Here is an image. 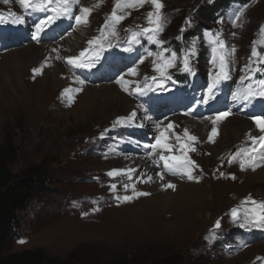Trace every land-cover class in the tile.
I'll return each mask as SVG.
<instances>
[{
  "label": "rangeland",
  "instance_id": "obj_1",
  "mask_svg": "<svg viewBox=\"0 0 264 264\" xmlns=\"http://www.w3.org/2000/svg\"><path fill=\"white\" fill-rule=\"evenodd\" d=\"M92 2L88 4L92 9L88 23L75 24L74 15L78 14L79 7L84 6L70 4L69 14L48 27L37 41L32 38L35 24L49 14H57L53 11L57 9L55 0L51 3L44 0L41 9L34 5L25 8L19 0H9L7 4L0 0V150L10 144L17 152L10 170L18 178L26 170L39 168L42 178L52 184L50 192L41 198H34L28 210L21 215L22 229L8 254L41 248L49 256L60 259L78 250V257L82 260L100 264L124 259H129L132 264H264V260L256 259L264 258V240L254 243L243 241L239 234H244L240 232L243 228L230 216L233 208L243 215L246 208L255 207L243 203L248 197L264 202V183H251L248 174L252 173L253 165L245 160L246 168L242 171L239 165L243 157H238L231 164L228 162L238 149L251 147L248 135L240 143L233 127L229 128L231 119L237 117L249 121L254 125L257 136L262 134L250 117L255 116L257 110L264 115V97L257 96L262 103L257 99L247 103L234 100L233 93L247 89L249 83L256 91L260 87L258 80L264 79V56H261L260 62L250 59L254 46L264 53L261 44L264 41L261 32L264 28V0H162L163 31L153 35L152 40L163 41L166 52L154 43L149 44L148 36L143 33V28L149 27L147 13L154 10L150 3L143 6L136 4L127 9L122 7L118 14L126 18L113 25L109 16L115 0ZM11 12L24 16L25 23L5 25L8 20L14 19L9 15ZM236 15L239 19L235 18ZM106 20L108 25L101 31ZM182 28L187 30V35L185 31L181 32ZM113 30L116 36L111 35ZM209 30L211 36L206 37ZM15 33L19 35L12 38ZM217 33L226 48L220 49L218 43L210 42ZM76 35L83 36L87 41L100 38L99 44L104 51L94 68L69 65L62 51L63 46H57ZM197 37L195 55L190 57L195 74H190L196 78L197 84L201 75L204 83L197 89L196 95L191 98L180 94L172 80L165 81L164 90L157 89L147 95L136 94L138 86L143 88L145 76L159 77V73L153 71L152 62L154 59L163 62L159 59L161 52L169 58L173 51L177 53L176 67L168 69L172 76L182 67L179 66L182 65V58L193 38ZM43 44L54 45L58 63L75 78L74 83L72 81L66 87H82L81 92L61 97L64 88L55 85L59 81L57 77L48 76L47 66L42 74L33 79L32 69L38 63H33L32 59L26 62L27 67L32 68L30 78L23 82L18 73L15 52ZM130 45L133 50L125 52L123 49ZM183 45L185 51L180 49ZM233 47L234 53L231 52ZM213 48H216L215 53ZM97 50V46L93 45L81 62L94 56ZM148 51H153L154 55L147 56ZM199 54H202L201 61L199 57L195 60ZM213 55L217 57L215 64L212 63ZM221 55L227 58L228 67L225 70L229 71L231 78L218 84L215 99L208 104L201 103L207 95L208 86L217 79ZM3 57L6 59L3 60ZM141 58L143 63L139 62ZM132 67L137 68L135 76L129 74ZM121 76L124 77V87L133 94L116 83ZM242 76L244 80H241ZM77 77L84 79L85 83L80 85L76 82ZM147 83L155 87L151 79ZM110 84L134 103L132 110L137 112L135 123L114 126L118 117H127L130 112L123 106L119 107L118 116L113 114V109L106 112L94 100L93 96L97 93L88 91ZM160 94L168 100L158 101L155 95ZM175 95L182 100L177 101ZM141 104L143 108L138 107ZM221 111H229L230 117L223 119L221 124L213 125L212 120ZM168 118L173 119L165 122ZM177 119L183 122L178 123ZM169 122L179 126L175 132L181 134V143L186 142L196 149L188 155L198 165L193 169L197 179L189 181L186 177L169 175L176 185L175 190L162 187L160 191L176 195L179 184L194 183L202 185L199 187L202 192L198 191L200 197L195 198L187 189L183 193L187 198L181 195L182 200L178 203H171L172 206L166 209L154 206L151 212L153 191L150 189L153 183L162 185L168 181L156 177L150 166L146 169L153 176L151 182H136V176L144 169L145 159H159V147L150 158L146 154L151 151L148 146L161 132L170 137L169 143L179 148L174 133L166 131ZM139 124L143 127L137 126ZM187 124L199 126L189 129ZM213 127L217 129L214 142L208 140ZM149 129H153L151 134ZM184 129H188L198 140L187 141L183 137ZM176 152H179L178 149ZM259 159L257 162L260 164ZM160 164L162 170V162ZM128 168L137 169L132 180L125 175L115 178L107 175L112 169ZM221 173L224 175L221 176ZM232 174L235 179L231 178ZM134 182L137 191L150 195L126 202L114 198L116 195H132L131 187L125 191L123 184ZM113 183L117 184L115 192L110 191ZM108 216L113 217L107 219ZM217 220H220L219 229L214 228ZM260 235L264 237V234Z\"/></svg>",
  "mask_w": 264,
  "mask_h": 264
},
{
  "label": "snow or ice",
  "instance_id": "obj_2",
  "mask_svg": "<svg viewBox=\"0 0 264 264\" xmlns=\"http://www.w3.org/2000/svg\"><path fill=\"white\" fill-rule=\"evenodd\" d=\"M52 0H48V3H51ZM80 0H55V3L57 4V9H54L57 14L54 15H47L46 18L40 19L38 23L35 24V32L33 34V39L39 40L40 35L44 32L47 31L48 27L51 25L55 24L57 20L61 19L64 15L69 14L70 10L68 5L70 4H79ZM4 3L7 4L9 3V0H4ZM19 3L27 8L29 5H34L38 9H41L43 7L44 0H19ZM145 3H150L153 7V11H149L147 13V24L149 27H144L143 28V33L148 36V42L149 44H156L158 47L163 49V41L156 39L152 40V36L155 35L156 33H160L163 31V21L164 17L161 14V10L163 9L164 5L162 3V0H115V4L113 7L112 12L110 13L109 20L113 23V25H118L120 24L126 17L124 15L118 14V10L121 9L122 7L127 9L134 7L136 4H139L140 6H143ZM92 9L90 7H79L78 9V14L74 15V22L76 25L80 24H86L88 23V17L91 14ZM14 19L13 23L16 24H24L25 23V17L22 15H17L15 12L9 13ZM236 19H239V16L236 15ZM222 22V21H221ZM186 23L190 24V21H186ZM108 25V20L105 21V24L101 26V31L104 30L105 27ZM185 31L184 28L181 29V32ZM262 34H264V28L261 29ZM112 36H116L117 33L115 30L111 33ZM219 33L216 34L215 37L211 39V43L216 44L218 43L220 49H224L227 47V45L224 43L223 40L219 39ZM211 36V31L209 30L208 33H206V37ZM99 39L100 38H93L87 41V44L89 47H85L82 49L79 53L78 56H68L66 57V62L69 65L75 66V67H80V68H85V69H91L96 66V64L100 60L101 53L104 51V48L102 45L99 44ZM199 37L193 38L191 46L189 49L186 50V54L182 58V67L179 69L181 72H188L191 74L194 73V69L191 67V62H190V57L195 55V49H196V43ZM262 46H264V41L261 42ZM96 45L97 46V52L94 56L89 57L87 60H84V62H81L84 57H86L90 51V48ZM255 45V42H254ZM111 47V44L109 45ZM125 52H130L132 51L131 45L129 47H126L123 49ZM53 51H56V49H53ZM167 49H163V52H166ZM163 52L160 53L159 59L162 60L163 62H158L157 60H153V71L159 73V77L157 76H152L148 77L145 76V84L143 88L137 87L135 89L136 94L138 95H147L149 92L156 91L157 89L159 90H164L165 89V81L166 80H171L172 76L168 72V69L170 68H175L176 67V60H177V53L173 51L169 57H164ZM216 52V48H213V53ZM231 52H235V48L233 47L231 49ZM147 56H153L154 53L153 51H148L146 53ZM261 56H264V53H261L255 46L252 49L251 53V58H255L257 62H260ZM216 55H213L212 57V63H216ZM140 63H143V58L140 59ZM219 63H220V68H219V74L217 76V79L208 86L207 88V95H205L201 103L208 104L210 100L215 99L216 93L215 90L218 86L223 81L229 80L230 74L229 71H226L225 69L228 67V62L227 58L224 55L219 56ZM46 65L45 63L40 64L38 67H35L32 69L33 73V79H35L36 75L42 74L43 73V68ZM247 68L248 65H245ZM249 71L251 69L249 68ZM129 74L130 75H137V68L132 67L129 69ZM151 79L153 84H155V87L152 85L148 84L147 81ZM245 77H241V80H244ZM76 82H78L80 85H83L85 83L84 79H80L79 77L76 78ZM124 77L121 76L118 80H116L117 84H120L122 89L126 92H129V94H133L132 92L129 91L128 88L124 87ZM259 84V89L256 91H253V86L251 83H249L247 89L238 92V93H233V99L234 100H241L247 103H251L252 99L255 97H264V79H260L257 82ZM83 89L82 87H76V88H71V87H66L63 89L61 93V97H64L66 94L70 93H79ZM69 99L71 100L72 97L69 96ZM139 108H143V105H139ZM190 114V113H186ZM231 115L229 111H221L218 112L215 116V119L212 120V124L215 125L217 122L222 121L226 117ZM137 116V112L133 110L127 117H118L116 121L114 122L115 125H120V126H128L129 123H135ZM256 127L259 129V132L262 133V135L256 136L252 135L251 133H248V138L251 141V147L250 149H238L234 154H232L231 158L229 159V164H231L234 160H236L238 157H243L240 161V169L243 171L246 168L245 160H248L250 164L253 165V170H255V166H258V162L256 160V154L258 152L261 153L260 155V160L264 161V115H255L250 117ZM150 119V118H148ZM139 127H143V124L137 125ZM157 127L159 125L157 124ZM178 125H174L172 122H169L166 125V131H171L175 135V141L177 145L179 146L178 151L179 154L174 153V146L169 143L170 137L165 136L164 132H161L159 135L155 136L154 140L155 142L148 146L151 151L148 152L146 155L150 158L152 155H154L157 151V148L159 147L160 154H159V159L158 160H153L152 164L155 165L158 169L161 168L160 162H162V170H159L155 173L156 177H158L161 181L165 180V173L170 175V176H181V178L186 177L189 181L196 180L197 178L193 175V169L195 167H198L196 165V162L192 160L188 153L194 152L196 149L195 147H190L188 143L184 142L181 143V134L178 132H175V128H178ZM217 134V129L216 127H213L211 129V132L208 136L209 141H213V137ZM183 137L187 138V141H197L198 137L195 135H191L189 133L188 129H184L183 131ZM214 142V141H213ZM168 153L167 155L164 153ZM137 172V169L134 168H128V169H112L108 171L107 175L110 178H115L118 175H125L127 176L128 180H132L133 175ZM221 176L224 174L221 173ZM232 179H235V175H231ZM153 180V176L149 175L146 170H140L139 176H136V182H141V183H148ZM131 187L132 189V195H124V196H119L116 195L114 198L117 201H131L133 198L140 197V196H147L150 195L148 192H143V191H137L136 190V183L128 184L125 183L123 184V188L125 191H127ZM162 187L164 189H172L175 190L176 185L172 183L171 181H168L167 183L162 184ZM117 189V184L113 183L110 185V191L115 192ZM244 204L246 205H254L255 207L251 208H246L245 211L243 212V215H241L238 211V209L233 208L230 211V216L233 222H236L239 224V227L241 228H248V229H264V202H259L254 200L251 197H248L243 201ZM99 210V209H95ZM220 220H217L215 223L214 228L219 229L220 228ZM257 260H264L262 257H257Z\"/></svg>",
  "mask_w": 264,
  "mask_h": 264
},
{
  "label": "bare ground",
  "instance_id": "obj_3",
  "mask_svg": "<svg viewBox=\"0 0 264 264\" xmlns=\"http://www.w3.org/2000/svg\"><path fill=\"white\" fill-rule=\"evenodd\" d=\"M90 3H93L92 0H80V2H79V4H82V6H84V7L85 6L88 7V4H90ZM60 45L63 46L62 51L65 53V57L79 55V53L82 49H84L85 47H88L87 40H85L83 36H78V35H76L74 37L72 36L71 38L65 40L63 43H59L57 46H60ZM53 47H54V45H52V44H43L40 47H38V46L34 47L33 45H31L27 49H24L20 52H15L14 57H16V59L18 61V73H19L21 79L23 80V82H25L26 79L28 80V78H30L28 76L30 74V69H32V68H28L26 65V62L30 61V59H32L33 63L34 62L38 63V65L36 67H38L42 63H45V61H46L45 67L47 66L49 68V72H50L48 76H51V78H53V76H55L59 80L57 84L54 83L55 85L65 88L67 86V84H71L72 81L74 83L75 78L72 75H68L63 70L61 65L58 63L57 57H56V52L52 51ZM2 59L5 60L6 57H3ZM45 84H47V83H45ZM88 91L97 93L96 96H93L94 100L96 101V103H100L99 106L100 107L102 106L101 109L106 110V112H109L110 111L109 109H113V114L118 116L119 115L118 109H119V107H122V106L127 110V112L131 113L133 111L132 107L134 106V103L130 99L126 98L123 95V93H119L120 91L118 92L117 89L115 91L113 85H111V84L101 86L100 89L90 88V89H88ZM176 116H178V115H176ZM209 117H207V118H209ZM228 117H230V116H228ZM173 118H175V116ZM173 118H168L165 120V122L167 120H170ZM207 118H202V119H207ZM194 119L200 120L197 118H194ZM231 120H232L233 124L230 121L229 128H231V126L233 127V129H234L233 133L235 134L237 139L239 138L241 140L240 143H242L244 141V139L246 138V135L248 133H251L252 135L257 136V133L255 132L256 130L254 128V125L251 122L241 120L237 117H234V119H231ZM177 122L182 123L183 121L181 119H177ZM217 123L221 124V121H219ZM196 126H199V125L193 124L191 126L190 124H187V127L189 129H192L193 127H196ZM148 132L151 134L153 132V129L152 130L149 129ZM259 135H262V134H259ZM173 146L175 148L174 153L179 154V152H176V149H178V147H176L175 145H173ZM218 150H219V152H221L220 148H218ZM140 154H142V153H140ZM164 154H166V153H164ZM260 155L261 154L257 155V158H259ZM145 161H146V163L143 164L144 165L143 170L147 171L146 166L152 167L154 169L155 173L160 170L155 165L152 164V161H150L148 159H145ZM251 171H252V173L248 174L250 177L251 183H253V182L264 183V161H261L260 164L258 163V166H255V170H253V168H252ZM171 179L172 178L165 173V180L171 181ZM190 185L179 184V188H178V194L179 195L178 194L172 195V193L170 194V193L160 191L162 189V185H159L158 182H154L152 188L150 189L151 191H153L152 200L150 201V203H151L150 207L152 208V209L150 208L151 212H153L154 206H156L155 208H157V209H159V208L166 209L169 206H172V205H170L171 203H178L179 200H182V199H180L181 195L184 198H187L183 195L184 191L187 189L193 197L199 198L200 196H198L199 195L198 191L202 192V190L199 189V187H201L202 185L199 184V186L197 185L198 187L194 183L190 184ZM203 192H204V189H203ZM170 196H171V198H170ZM195 198H194V200H196ZM116 215H113V216H116ZM113 216H108L107 219L111 218Z\"/></svg>",
  "mask_w": 264,
  "mask_h": 264
},
{
  "label": "trees",
  "instance_id": "obj_4",
  "mask_svg": "<svg viewBox=\"0 0 264 264\" xmlns=\"http://www.w3.org/2000/svg\"><path fill=\"white\" fill-rule=\"evenodd\" d=\"M16 157L17 152L10 144L0 150V264H100L82 260L78 257V250L71 252L65 259L51 257L41 248L8 254L22 229L21 215L28 210L34 198L49 193L52 185L42 178L39 168L26 170L21 178L15 176L10 166L15 163ZM111 264H132V261L124 259Z\"/></svg>",
  "mask_w": 264,
  "mask_h": 264
}]
</instances>
